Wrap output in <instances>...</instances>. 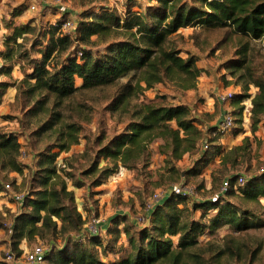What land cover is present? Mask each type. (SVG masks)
Returning a JSON list of instances; mask_svg holds the SVG:
<instances>
[{"label":"trees","instance_id":"trees-1","mask_svg":"<svg viewBox=\"0 0 264 264\" xmlns=\"http://www.w3.org/2000/svg\"><path fill=\"white\" fill-rule=\"evenodd\" d=\"M149 1L151 4L144 12L133 11L132 5L124 14L108 7L97 13H82L74 39L62 32L67 18V13L63 14L48 29L47 48L43 59L34 64L32 73L18 82L0 83V106L8 90L15 86L17 93L12 106L19 104L24 113L23 118H16L20 133L0 128L2 170L24 173L27 164L21 159L27 153L20 141L21 134L29 125L36 126L30 133V149L36 151L35 168L24 202L16 213L8 208L0 209V222L11 217L13 232L8 238L12 251L18 256L24 252L21 247L24 241L41 240L50 247L45 264L257 263L264 248L263 240L251 246L241 234L256 228L259 221L264 222L258 214L264 198V173L260 169L247 177L243 186L237 184L239 175H228L223 180H230L225 194L218 191L208 199H198V192L196 197L170 196L157 204L143 227L129 223L126 214L113 218L111 240L84 234L86 221L74 190L68 187L69 180L73 179L72 184L77 189L101 187L120 169L148 166L151 146L156 143L157 153L165 156L164 168L175 182L185 179L187 174L201 173L217 159L224 170L227 164H238V159H245L251 151L250 137H245L241 145L227 149L223 143L227 135L216 134L217 126L213 128L215 137L208 142L209 148L201 151L206 140L205 120L198 117L196 108L190 104L132 103L157 85L170 84L184 92L197 90L198 79L204 71L198 67L194 55L182 57L171 40L180 30L229 28L248 40L236 50L235 57L225 63L235 84L243 87L242 93L235 94L230 101L235 100L240 107L241 122L244 113L248 114L254 136L261 125L264 128V69L261 68L264 61L255 62L250 46V42L261 41L264 47V0ZM32 32L30 25L16 27L8 41L14 42L15 48L21 47L18 39L25 40ZM98 45L104 48L100 52L93 51ZM64 54L67 58L61 60ZM6 68V74L10 75L13 67ZM123 78L129 80L115 97L111 110L130 114V123L122 133L99 145L94 160L75 179L72 164L59 157L79 144L83 128L79 122L65 117L60 110L63 102L78 92L114 85ZM251 86L257 89L254 95L250 93ZM247 100L250 107L245 103ZM230 114L234 120L233 131L236 120L234 114ZM5 118L8 119V115ZM40 142L44 145L37 147ZM199 151L202 155L195 159L193 166L186 171L177 168L176 162L186 155L195 156ZM101 160L106 162L105 166H100ZM214 176L213 173V181H216ZM86 178H91L89 184ZM3 185L0 183V192L4 190ZM3 221L0 230L4 228ZM223 227H229L232 232L220 243L200 241ZM122 235L130 246L123 257L120 251L125 245L118 242Z\"/></svg>","mask_w":264,"mask_h":264},{"label":"rangeland","instance_id":"rangeland-1","mask_svg":"<svg viewBox=\"0 0 264 264\" xmlns=\"http://www.w3.org/2000/svg\"><path fill=\"white\" fill-rule=\"evenodd\" d=\"M148 4H151L149 0H61L60 3L50 0H0V83L18 82L20 81L19 78L23 79L27 73H32L34 64L43 59L49 40L48 29L52 24L57 23L63 14L67 13L66 19H72L77 28L84 12L97 13L108 7L124 14L132 5H134L133 11L139 12L142 10L144 12L148 9ZM33 5L36 6V11L31 9ZM25 25H30L33 32L26 35L25 40L18 39V44L21 47L15 48L14 42H9L8 37L13 35L16 27ZM76 36L77 34L71 39ZM170 38L181 51L182 57L187 58L188 55H194L198 59V67L203 69L204 72L198 79L197 90L184 92L170 84L157 85L154 89L145 91L143 95L133 99L132 103L155 101L158 104L185 102L192 105L196 108L198 117L205 120L203 126L205 128V139L208 142L215 137L213 128L217 126L225 113L232 112L235 116L236 128L225 137L227 138L226 147L239 146L243 143L245 137H250L251 151L245 159L239 158L238 164H227L224 170L219 164V159H217L214 164L210 163L204 167L202 172L200 171L201 173L187 174L185 179L175 182L164 168L165 156L157 153L158 144L156 143L151 146L152 156L148 166L141 164L135 170L120 169L101 187L91 188V190L85 187L80 190L73 186V179L69 180L68 187L75 192L76 202L84 215L85 224H88L91 218L95 216L100 219L101 223L108 225L109 234L104 237L105 241L113 238V235L110 234L111 219L113 218L126 214L129 223L143 227L147 222L139 223L135 218L141 215L146 217L147 204L152 196L159 191L170 189L175 184L186 183L195 188L198 192V199H208L220 191L223 180L228 175H245L249 177L258 173L259 169L264 167L263 126H260L256 136H254L248 123V114L245 116L244 113L243 122H241L240 107L236 105L235 100L225 103L218 101L220 94L231 92L237 95L243 91V87L241 85L237 86L235 79L226 70L225 63L233 59L236 50L246 44L248 40L232 33L229 28L215 30L186 28ZM250 46L253 49L252 54H255V62L258 60L264 61L263 43L261 41L250 42ZM14 48L15 50H13ZM102 48L104 47L98 45L93 48V51L100 52ZM9 55L12 56L10 59L8 58ZM66 56L64 54L61 60H66ZM68 57H70V54ZM10 66L13 67V70L10 75H7L6 67ZM261 68L264 69V66ZM128 80V78H123L114 85L78 92L72 98L63 102L60 110L65 114V117L69 121L79 122L83 128L79 144L74 145L69 152L61 153L59 157L63 162L68 159L69 163L72 164L74 168H71V172L74 174L75 179L94 160L99 145L122 133L130 123V114L111 110L115 103V97ZM256 91L257 89L251 86L250 93L254 95ZM245 103L249 104V100ZM205 108H210V111L204 112L203 109ZM10 110L12 115H8L7 120H9V123H15L16 118L24 117L22 107L19 104L11 105ZM24 121H26L25 118ZM8 127L19 131V133L21 131L15 124H8ZM34 128L36 126H33V124L29 125V128L23 131L20 138L23 150L27 153L21 159L24 164H27L24 173L7 172L2 170L0 166V183L13 184L15 182L12 186L19 192L27 190L31 172L35 168L33 161L36 151L30 149V142L32 141L30 133ZM28 139H30L29 142ZM34 141L36 140L34 139ZM43 145L44 143L40 142L37 147ZM201 151H205L202 146ZM201 151L193 156L194 158L192 156L191 158L186 157L184 160L176 162L175 165L181 171H186L193 166L195 159L202 155ZM105 165L106 162L101 160L100 166ZM221 170L223 171L220 172ZM213 173L214 177L217 178L216 181H213ZM85 181L89 184L91 178H86ZM190 204H192V201ZM261 205L263 207L259 208L258 214L264 219V198L261 199ZM2 207L1 210L5 208ZM118 208H121L125 213L118 215ZM199 215L200 212H197L196 216ZM2 221L3 219L0 223ZM6 224H11V217L4 219V228L0 230V240H2V244H0V264H27L24 252L18 256L16 252L12 251L9 245ZM122 225L120 224L121 228H123ZM231 232L232 230L229 227H223L212 236H203L200 241L205 243L212 240L215 243H220L223 237ZM241 237L251 246L256 245L260 240L264 242V222L259 221L256 228L249 229L246 233L241 234ZM118 242L125 245L120 251L121 257H123L130 247L128 246V239L125 235H122ZM39 243L44 242L41 240L28 242L22 248L30 250ZM9 249L14 254V260L9 261L6 259V252ZM110 257L113 259L114 256L111 255ZM256 264H264V248Z\"/></svg>","mask_w":264,"mask_h":264},{"label":"built area","instance_id":"built-area-1","mask_svg":"<svg viewBox=\"0 0 264 264\" xmlns=\"http://www.w3.org/2000/svg\"><path fill=\"white\" fill-rule=\"evenodd\" d=\"M55 3H60L61 0H50ZM33 11H36L37 8L35 5L31 7ZM77 28L75 25V22L72 19H66L62 24V32L64 35L73 37L76 34ZM80 56H82V53H79ZM1 68V65H0ZM235 94L233 93H227V94H220L218 96V101L221 103H225L230 101ZM234 127V120L233 116L230 114V112L225 113V115L221 118L220 122L217 124L216 134L219 135H227L230 131H232ZM203 148L206 150L209 148L208 141L204 140L202 144ZM261 173H264V167L260 169ZM247 182V177L245 175H239L237 178V184L239 186L245 185ZM4 190L0 192V197H7L10 200L20 204L24 202L26 193L25 192H19L15 190L10 183H6L3 185ZM230 187V180L226 179L219 191V194H225ZM181 196V197H196L197 191L194 187L187 186V185H181V184H175L172 185L170 189L162 190L157 193H155L149 203L146 207V217L145 216H138L136 217V221L139 223H144L149 221V215L154 210V208L157 206V204L161 203L164 199L170 197V196ZM125 212L121 209H117L118 215H123ZM6 230L9 235L12 234L13 229L11 224H6ZM84 234L89 236H99V237H105L107 234H109V227L107 224L101 223L100 219L93 216L88 224H85L84 226ZM0 244H2V240H0ZM10 245V243H9ZM24 250V249H23ZM50 247L44 243H39L34 245L30 250H24V258L27 262V264H45L46 255L49 252ZM6 259L7 260H14V254L9 249L6 252Z\"/></svg>","mask_w":264,"mask_h":264},{"label":"crops","instance_id":"crops-1","mask_svg":"<svg viewBox=\"0 0 264 264\" xmlns=\"http://www.w3.org/2000/svg\"><path fill=\"white\" fill-rule=\"evenodd\" d=\"M19 80H21V78H19ZM16 93H17V88H16V87H11V88L8 90V92L6 93V95H5L4 99H3V103H2V105H1V107H0V128L3 129V130H5V131H7V132H18V133H19V131L12 130V129H10V128L8 127V124H15V126H17L18 128H20V127H19V123H17V119L15 120V123H9V120H7V119L5 118L7 115L11 114L10 107H11V105H12V104L14 103V101H15ZM248 106L250 107V103L248 104ZM203 110H204V112H209V111H210V108H205V109H203ZM248 121H249V120H248ZM204 129H205V128H204ZM262 129L264 130V128H262ZM226 141H227V138H224L223 143H224L225 147L227 146V145H226ZM226 148H227V147H226ZM227 149H230V148H227ZM186 157L191 158L190 155H186V156L184 157V159H185ZM192 158H194V157L192 156ZM184 159H183V160H184ZM35 161H36V158H35V160H34L33 162H35ZM25 176H26V175H25ZM80 190H81V189H80ZM0 202H1V203H0V208H3L2 206H4L5 208L10 209V211H11L12 213H16V212L19 210V208H20V204L14 202V201H12V200H10V199L7 198V197H3V196H1V198H0ZM26 245H27V242L24 241V242L22 243L21 247H24V246H26ZM23 249H24V248H23Z\"/></svg>","mask_w":264,"mask_h":264}]
</instances>
